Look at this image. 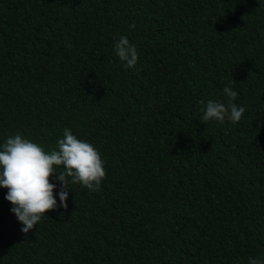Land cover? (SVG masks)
<instances>
[{"label": "trees", "instance_id": "obj_1", "mask_svg": "<svg viewBox=\"0 0 264 264\" xmlns=\"http://www.w3.org/2000/svg\"><path fill=\"white\" fill-rule=\"evenodd\" d=\"M225 86L241 121L203 123ZM66 128L106 177L95 192L68 178L67 210L28 234L0 187V264L264 258V0H0V146L58 150Z\"/></svg>", "mask_w": 264, "mask_h": 264}, {"label": "clouds", "instance_id": "obj_2", "mask_svg": "<svg viewBox=\"0 0 264 264\" xmlns=\"http://www.w3.org/2000/svg\"><path fill=\"white\" fill-rule=\"evenodd\" d=\"M135 28V25H130ZM116 55L127 69H135L139 55L135 45L126 36H121L114 45ZM226 100H209L201 111V121L226 119L236 124L241 121L246 109L235 103L238 93L229 86L223 89ZM200 103L204 105V101ZM58 150H45L21 135L9 136L0 146V187L8 189L5 197L13 208L11 211L22 224L21 231L28 234L42 217L58 207L68 208L69 180L81 184L91 191H98L106 177L104 161L96 148L79 140L71 130L64 129L63 138L57 141ZM63 166V171H56ZM53 175L60 182L57 205L55 190L57 184L51 182ZM249 264H264V258L249 257Z\"/></svg>", "mask_w": 264, "mask_h": 264}]
</instances>
